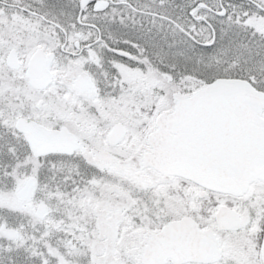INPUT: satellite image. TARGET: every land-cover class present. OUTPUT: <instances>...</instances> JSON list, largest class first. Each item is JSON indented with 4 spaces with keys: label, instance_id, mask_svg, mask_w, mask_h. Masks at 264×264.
Instances as JSON below:
<instances>
[{
    "label": "snow or ice",
    "instance_id": "1",
    "mask_svg": "<svg viewBox=\"0 0 264 264\" xmlns=\"http://www.w3.org/2000/svg\"><path fill=\"white\" fill-rule=\"evenodd\" d=\"M0 264H264V0H0Z\"/></svg>",
    "mask_w": 264,
    "mask_h": 264
}]
</instances>
